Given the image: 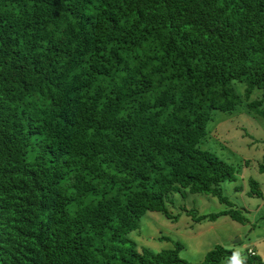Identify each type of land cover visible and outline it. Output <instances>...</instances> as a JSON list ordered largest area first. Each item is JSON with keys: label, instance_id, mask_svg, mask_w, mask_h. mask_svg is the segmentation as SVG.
Returning <instances> with one entry per match:
<instances>
[{"label": "trees", "instance_id": "1", "mask_svg": "<svg viewBox=\"0 0 264 264\" xmlns=\"http://www.w3.org/2000/svg\"><path fill=\"white\" fill-rule=\"evenodd\" d=\"M240 104L264 118V0H0V264H264L128 236L146 211L173 218L174 193L227 205L181 206L193 220L246 219L220 188L235 168L198 144Z\"/></svg>", "mask_w": 264, "mask_h": 264}, {"label": "rangeland", "instance_id": "2", "mask_svg": "<svg viewBox=\"0 0 264 264\" xmlns=\"http://www.w3.org/2000/svg\"><path fill=\"white\" fill-rule=\"evenodd\" d=\"M244 86L243 82L233 80L234 92L241 99H244ZM260 95L261 91L254 88L248 99ZM210 112L211 119L205 124V135L198 143L199 147L212 151L235 168V180L220 182L221 192L237 207H252L258 202V209L243 210L246 219L242 221L231 219L226 214L196 221L181 206L206 213L224 209L227 205L211 194L188 192L181 196L174 193L172 202L166 204L173 218L165 217L160 211H146L140 217L138 227L128 236L136 247L151 250L172 247L173 241L177 240L181 244L178 255L193 262L201 260L204 253L216 244L233 246L237 253L251 247L264 260V171L257 168L264 154V118L242 104L231 111L212 109ZM245 159L247 167L242 165ZM249 176L257 181L262 196L245 195ZM235 185H238L237 190ZM217 264L228 263L221 260Z\"/></svg>", "mask_w": 264, "mask_h": 264}, {"label": "crops", "instance_id": "3", "mask_svg": "<svg viewBox=\"0 0 264 264\" xmlns=\"http://www.w3.org/2000/svg\"><path fill=\"white\" fill-rule=\"evenodd\" d=\"M262 156H263V155H262ZM246 160H247V159H245V160L242 161V165L247 167L248 162H247ZM247 190H248V189L244 188L245 195H248L249 197H257V196H254V195H249V194L247 193ZM253 199H254V198H253ZM256 199H257V198H256ZM243 206H244V205H243ZM244 207L246 208V210H247L248 212H250V211H252V210H257L258 207H259V203L256 202V203L252 204V207H249V206H247V205L244 206ZM248 249H251V250L254 251L255 253H258V252H256V251L254 250V248L248 247Z\"/></svg>", "mask_w": 264, "mask_h": 264}, {"label": "clouds", "instance_id": "4", "mask_svg": "<svg viewBox=\"0 0 264 264\" xmlns=\"http://www.w3.org/2000/svg\"><path fill=\"white\" fill-rule=\"evenodd\" d=\"M233 264H239L238 260H234Z\"/></svg>", "mask_w": 264, "mask_h": 264}, {"label": "bare ground", "instance_id": "5", "mask_svg": "<svg viewBox=\"0 0 264 264\" xmlns=\"http://www.w3.org/2000/svg\"><path fill=\"white\" fill-rule=\"evenodd\" d=\"M249 252H253V251H251V249H249Z\"/></svg>", "mask_w": 264, "mask_h": 264}]
</instances>
